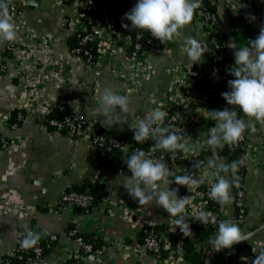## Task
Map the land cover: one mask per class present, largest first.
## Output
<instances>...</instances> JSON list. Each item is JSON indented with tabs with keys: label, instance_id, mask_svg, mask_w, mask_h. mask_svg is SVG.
Wrapping results in <instances>:
<instances>
[{
	"label": "crops",
	"instance_id": "crops-1",
	"mask_svg": "<svg viewBox=\"0 0 264 264\" xmlns=\"http://www.w3.org/2000/svg\"><path fill=\"white\" fill-rule=\"evenodd\" d=\"M29 1L26 8L27 19L31 27L39 36L55 40L54 58L60 63L65 75H54L42 84L40 97L47 101L56 102L63 96H68V105L73 111L82 113L89 122L95 125V130L120 133L131 130L136 121L150 113L148 96L153 95L160 99L169 89L170 76L165 72L166 65L180 62L192 64L186 53L181 51L185 39L196 38L207 44L208 51L202 62L208 58L211 48V36L204 33V25L198 18L187 25L182 31L181 41L173 44L167 59L154 56L151 61L156 68L155 75L149 80L141 81L137 90L129 97L130 111L126 122L117 123L112 127L103 126L100 121L105 119L101 115L99 100L89 94L90 84L94 81V72L83 57L72 55L71 48L76 42L74 33L69 26L71 8L64 5L63 10L57 8L54 0H37L33 5ZM260 7L264 14V0H252ZM234 0H225V13L232 32L234 45L244 46L255 39L259 34V27L264 24V18L250 19L251 15L239 8ZM7 41L0 42L3 46ZM40 52L39 55H42ZM118 56L111 63L104 60L103 74L97 80L104 89H111L118 94L129 89V69L127 60ZM197 62L194 65H197ZM5 68L0 69V113H9L13 109L23 108L27 103V95L21 85L20 70L14 57L7 55L4 59ZM67 73L70 76L67 78ZM234 79V78H232ZM39 95L34 96L38 101ZM38 104V102H37ZM223 99L214 110L226 107ZM39 108V106H38ZM119 112V108H117ZM11 115V121L13 120ZM13 122V121H12ZM255 125V131L249 128L247 171L244 182L246 214L237 224L247 235L264 226V124L255 120H248ZM115 123V122H113ZM202 133L206 144V160L212 158L211 146L207 143L209 132L214 126ZM0 134L15 140L14 144L3 148L0 146V200H11L38 208L33 214L21 216L19 214L0 215V264L7 252L16 247L21 232H35L43 237H51L55 247L48 256L50 264H64L66 249L75 247V238L69 234L70 226L77 225L80 233L100 235L106 245V255L102 258L97 255L88 256L83 264H127L124 255L126 250L120 248L118 240L125 238L128 241L139 240L142 231L133 228L128 222L121 220L104 210L103 199L120 202L127 201L141 211L151 222L167 227L174 217L155 202L140 204L138 200L129 196L123 185L131 173L124 163L126 152L113 151L109 156L94 155L85 140H73L59 131H47L43 125V118L39 113H31L18 126L12 128L6 124L0 126ZM194 141L191 144L195 145ZM129 154V153H128ZM130 155V154H129ZM98 162L100 170H94ZM212 176L210 175L209 178ZM162 190L167 189L161 186ZM185 185L175 184L170 189H178L182 196ZM204 188V185H203ZM96 190L98 200L91 206L78 211L80 207L67 206L64 209H52L57 200L66 191ZM48 206H50L48 208ZM77 208V209H76ZM223 208V207H222ZM221 208L223 220H229V213ZM88 210V211H87ZM111 240H115L112 244ZM248 243L254 257L256 253L264 251V229L253 238L239 243ZM238 244V245H239ZM255 249L256 253L253 251ZM238 255L235 251L224 249L214 264H252L250 254ZM132 262L150 264L153 260L151 253L130 258ZM31 264H41L38 260Z\"/></svg>",
	"mask_w": 264,
	"mask_h": 264
},
{
	"label": "built area",
	"instance_id": "built-area-1",
	"mask_svg": "<svg viewBox=\"0 0 264 264\" xmlns=\"http://www.w3.org/2000/svg\"><path fill=\"white\" fill-rule=\"evenodd\" d=\"M29 1L6 0L9 5L10 14L13 16L16 24L17 39L14 42H7L3 46L0 45V69L3 70L5 68L4 59L7 58V55L11 54V57H14L19 67L20 74L18 76L27 95V103L23 108L18 109L21 110L17 115L18 121L29 118L31 113H39L43 118V125L47 131L56 130L73 140L87 141L92 153L96 157L101 152L111 154L113 150L129 154L138 149L143 150L150 154L151 159L162 160L172 170L169 183L162 184L166 188L175 186L176 183L173 182L175 177L186 173L191 159L202 156L207 158L209 150L204 145L206 143L202 139V133L210 127L209 123L211 119H209V111L212 110L211 101L214 89H204L198 86L197 82L203 77H206L212 84H218L223 80L234 78L228 73V69L234 63L225 60L228 55H234L229 47L224 26L221 27L219 25L220 11L212 12L204 3V0H200V7L196 10L194 18L201 20L205 28L204 33L211 36L212 45L209 49L208 58L211 57L222 63L214 65L208 76H204L202 71L195 69L194 64L180 62L178 64L166 65L165 72L170 76L167 93L160 99L153 95L147 98L150 112L157 108L167 112L165 126L170 124L178 134L185 136L189 144L196 141L200 145L188 153L177 152L173 156L167 151L154 148V141L151 139L143 144H137L133 139L134 129L112 136L97 132L95 125L89 122L82 113L73 110L68 112V105H66L64 100L50 102L40 97L42 84L56 74L65 75V71L54 58L55 40L39 36L31 27L26 15ZM54 1L58 9L62 7L60 10H63L65 4L71 8L68 21L76 38V43L71 48V53L72 55L83 57L93 70L95 79L90 84L88 91L90 96L95 100H99L100 95L104 91V88L97 80L103 74L102 62L104 60L111 63L118 56H123L127 60L126 64L130 72L128 79L130 85L127 92L121 95H126L129 98L140 86L141 81L149 80L155 75L156 68L151 59L154 56L167 59L173 44L181 41L182 38L181 35L180 39L169 42L166 45L158 39L151 37L148 39L150 48L146 49L144 42L147 40L139 29L131 31L123 28L122 25H118V20L122 17L124 11L132 9L137 0H112V9L106 5H102L99 0H71V3L68 2L69 0ZM210 2L215 3L214 0H210ZM236 3L239 8L249 15L256 16V18H264V14L260 12V7L254 4L252 0H237ZM128 24L130 25L131 22ZM261 27H264V24ZM261 27H259V31ZM93 46L97 48L98 55H95L92 51ZM40 52H43V54L39 55ZM202 64L203 62L197 65ZM69 76L70 73H67V78ZM38 95V101L35 103L34 96ZM235 107L238 108V106ZM15 110L17 109H13L9 113H0V126L3 124L12 128L18 126V121H11V115H13ZM53 110L62 111L64 114L60 118H48L49 113ZM243 118L248 122V117ZM135 126L136 123L133 127ZM248 137L249 129L246 130L241 141H247ZM14 143L15 140L0 134L1 147L6 148ZM246 158L247 152L242 158V164L247 170ZM94 166V170L97 172L101 169L98 162ZM213 172H219L221 177H225L220 165L211 158L207 160L206 165L195 170L190 175L191 178L200 181V183L193 185L190 191L185 186L182 193V196H190L192 200L185 214L186 222L192 227L198 228L203 225L194 219V216L199 211L207 212L218 224L223 220L220 213L221 208L223 207V211L227 214L229 213V204L220 205L219 214L208 207L211 200L209 198L211 184L215 182L212 177L209 178ZM95 200L96 196L88 191H66L57 200L52 209L61 210L67 206L87 208ZM102 202L105 206L104 210L108 214L128 222L133 228L140 229L143 233L142 240L128 241L125 238L118 240L119 247L127 251L124 255L127 264H141L132 262L130 258L147 253H151L153 256L150 264H197L186 259L181 239L176 241V249H171V236L179 228L175 224V219L167 227L162 228L160 224L148 220L141 211L125 200L115 202L103 199ZM235 205L239 210L238 222L240 223L246 214L244 186L237 190ZM37 210L38 208L34 206L6 199L0 200V215L17 213L24 216L33 214ZM235 223L237 224V219H235ZM68 232L75 238L76 244L75 247H68L66 249L64 264H83L85 258L88 256L97 255L102 258V256L106 255V249L102 247L96 248L94 244L86 241L82 235H79L80 231L77 225H74ZM29 233L37 235L33 231ZM96 237L101 238L100 235ZM110 242L114 244L115 240L110 239ZM206 243L207 239H204L199 241L196 247L199 248ZM46 247L51 248V252L54 249L49 242ZM44 249V246L40 242H37L32 251L29 252L18 241L16 247L10 249L5 255L3 264H21V260H26L29 264L36 260L41 264H50L49 258L44 257Z\"/></svg>",
	"mask_w": 264,
	"mask_h": 264
},
{
	"label": "clouds",
	"instance_id": "clouds-1",
	"mask_svg": "<svg viewBox=\"0 0 264 264\" xmlns=\"http://www.w3.org/2000/svg\"><path fill=\"white\" fill-rule=\"evenodd\" d=\"M199 7L200 0H137L134 7L123 17V20L130 21L131 24L122 22V27L131 31H146L167 45L181 38L182 29L193 21ZM250 19L255 20V17L251 16ZM16 39L17 28L9 5L6 0H0V42H14ZM229 47L234 52V64L228 69V73L234 79L228 80L229 91L221 95L228 105L238 106L243 116L238 115L237 110L227 107L209 111V119L215 123L210 129L207 143L213 148L238 144L246 130L251 128L255 131V125L246 122L243 117L264 124V27L260 28L258 36L251 39L249 44L237 47L230 42ZM181 51L186 53L194 64L203 61L208 46L196 38H188ZM129 104L128 96L108 88L104 89L99 98V106L105 119L100 123L105 127H112L117 123L126 122L125 118L130 111ZM166 116V111L157 108L136 121L135 127L131 125L134 129L133 139L137 144L151 139L154 141V148L167 151L173 156L177 152L188 153L200 146L199 143L189 144L185 136L178 134L170 124L165 126ZM124 163L131 173L123 185L129 196L140 204L155 202L169 216L175 218V224L185 235L191 232L185 216L187 207L192 203L190 196H179L178 189L162 190L161 187L162 184L169 183L172 170L162 160H153L149 153L139 149L130 155L125 153ZM239 165V161H234L231 165H221V168H230L234 176ZM211 176L215 182L211 184L209 198L221 206L231 204L235 179L221 177L219 172H213ZM173 182L187 186L189 191L193 185L200 183L188 174L176 176ZM194 219L205 226L216 223L205 211L196 213ZM38 239L39 236L29 233L22 242V247H30L36 244ZM247 239L241 228L232 220H221L216 234L210 237L209 244L212 250L220 251L231 249ZM253 251L256 253L255 249ZM252 264H264V251L256 253Z\"/></svg>",
	"mask_w": 264,
	"mask_h": 264
},
{
	"label": "trees",
	"instance_id": "trees-1",
	"mask_svg": "<svg viewBox=\"0 0 264 264\" xmlns=\"http://www.w3.org/2000/svg\"><path fill=\"white\" fill-rule=\"evenodd\" d=\"M100 3L102 5H106L108 6L110 9H112V5L111 2L112 0H99ZM215 3H211L210 0H204V3L206 4V6L212 11V12H219V0H214ZM235 2L237 0H234ZM69 3H71V0L68 1ZM131 9H126L122 15V17L118 20V25H122L123 23H129L130 21L127 20H123L124 14L127 13L128 11H130ZM218 25V24H217ZM219 25L222 27L223 23H222V19L221 16H219ZM216 27V26H215ZM141 31V30H140ZM144 35V38L147 40L145 41V48L149 49V43H148V39L153 37L151 35V33H148L146 31H141ZM135 34V33H133ZM76 43V42H75ZM75 45V44H74ZM73 45V46H74ZM92 51L94 52L95 55H98V50L96 47H92ZM225 60L231 61L232 63H234V56H230L228 55L227 58H225ZM222 62L218 61V60H214L213 58H207L205 60V62H203L202 65H195L194 68L198 69L200 71H202L204 73V76H208V74L210 73V71L212 70V67L214 65H220ZM228 80H223L222 82L218 83V84H212L206 77H203L199 82H197V85L200 87H203L204 89H210L213 88L214 91L212 93V101H211V108L212 110H214V108L224 99L222 97V93L225 91H229L228 88V84H227ZM64 100L66 102V105H68V96H63L59 99V101ZM235 110H237L238 115L243 116V113L239 110V108L235 107L233 108ZM21 110H15L13 112V122L14 121H18L17 119V115ZM67 111L71 112L72 109L70 108V106H67ZM64 114V112L59 111V110H53L52 112L49 113L48 118L51 117H57L60 118L62 117ZM22 121H18V124H20ZM53 129V128H51ZM97 132H102L107 134L108 136H112L115 135L117 133L111 132V131H104V130H97ZM248 149V141H240L238 144L235 145H227L225 144L223 146V148H217L218 154L219 156L223 159V161L225 162L226 165H231L234 161H239L240 165L238 167L237 172L234 174L231 173L230 168L229 173L231 176V180L235 179V186L233 187L234 193H235V198H236V193L238 188L244 186V182H245V176H246V168L243 166L242 164V158L245 156L246 152ZM113 151H119V150H113ZM112 151V152H113ZM111 152V153H112ZM101 154H103L104 156H109L108 152H101ZM90 193H92L93 195L96 196V200H98V194L96 192V190H91L88 191ZM77 207V206H75ZM208 207H210L214 212H216L217 214H219V209H220V205L218 203H215L213 201H209V205ZM77 209V208H76ZM83 210V208H82ZM220 217V216H219ZM238 217H239V210L235 205V219H237V224H239L238 222ZM162 228H165V226L160 225ZM73 226H70L69 230L72 228ZM191 232H189L187 235H185L180 228H178L176 230V232H174L172 234V240H171V249H176V241L178 239H181L183 241V249L185 252V257L187 260L191 261L192 263H197V264H205L207 258H208V254L209 252L212 250L210 244H209V239L210 237H213L217 230H218V223L216 221L215 224L213 223H209L208 225H201L198 228L192 227L190 226ZM188 231V230H187ZM186 231V232H187ZM197 233V234H195ZM28 232L22 231L21 232V236L19 238V242L22 245V242L24 241L25 238L28 237ZM79 235H82V237L94 244V246L96 248H101L104 247L106 245V243L104 241H102L101 239L97 238L94 236V234L91 232L89 234L87 233H79ZM34 236H39V239L37 242H40L42 246H44V257H48L51 254V248L46 247L47 243L49 242L51 244V247H55V242L54 240H52L51 237H43L40 235H34ZM139 240L143 239V236H139L138 238ZM204 239H207V243L205 245L200 246L199 248L196 247V244L199 241H202ZM31 245L30 247H27V249L30 251H32L33 247L35 246ZM249 247L248 243L246 244H236L234 245L231 249H228L231 253L232 252H236L238 255L242 254L244 256H248L247 254V248ZM166 253V252H165ZM33 254V253H32ZM21 264H29L26 260H21L20 261Z\"/></svg>",
	"mask_w": 264,
	"mask_h": 264
},
{
	"label": "water",
	"instance_id": "water-1",
	"mask_svg": "<svg viewBox=\"0 0 264 264\" xmlns=\"http://www.w3.org/2000/svg\"><path fill=\"white\" fill-rule=\"evenodd\" d=\"M37 3H38L37 0H32L31 1V4H33V5H36ZM219 9H220V15H221L222 23H223L224 30H225V33H226V37H227V40H228V44L230 42L232 44H234L233 41H232V32H231V29H230L229 24L227 22V16H226V13H225V0H219ZM231 50L233 52L232 48H231ZM233 55H234V52H233ZM226 107L230 108V109H233L235 106L226 104ZM211 150H212V158L220 165V167H221V165H226L225 162L223 161V159L219 156L217 148H213L211 146ZM206 163H207V160L203 156L191 159L189 161V164H190L189 168H188V170L186 171L185 174H188L190 176L195 170H197V169L203 167L204 165H206ZM222 170H223L225 178L231 180V176H230L229 170L228 169L227 170L222 169ZM81 191H83V190H81ZM231 194H232V202H231V204H229V220H232L235 223V193H234L233 188H232V193ZM78 211H82V208H79ZM263 229H264V226H262V227L258 228L257 230H254L253 232L247 234L246 235L248 237L247 240H249V239L253 238L254 236H256L257 234H259L260 231L263 230ZM247 240H245V241H247ZM245 241H242V242H245ZM223 250L224 249H222L220 251L211 250L209 252V254H208V258H207L205 264H214V262L217 259L218 255ZM247 252L250 254L252 260H254L255 257L253 256L251 250L248 249Z\"/></svg>",
	"mask_w": 264,
	"mask_h": 264
}]
</instances>
